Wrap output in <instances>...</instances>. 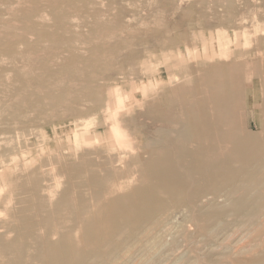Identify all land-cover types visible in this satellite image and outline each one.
<instances>
[{
    "label": "rangeland",
    "instance_id": "obj_1",
    "mask_svg": "<svg viewBox=\"0 0 264 264\" xmlns=\"http://www.w3.org/2000/svg\"><path fill=\"white\" fill-rule=\"evenodd\" d=\"M24 1L0 0V35L6 33L0 37V115L6 110L0 118V223L12 221L17 227L22 225L21 232L26 238H31L33 233L40 239L50 236L52 241L36 244L40 253H46L43 261L32 264H264V208L259 204L262 193L253 194V203L247 202L249 206L244 211H234V204L221 202L219 206L228 214L220 219L206 218L199 202L193 209L189 197H184L180 206L158 211L152 218L147 215L137 218L118 209L113 221L108 217L114 211L96 200L93 190L72 186L74 179L70 184L63 171L68 163L65 148L81 146L87 130L97 137L90 147L100 149L109 145L113 119L104 120L106 98L121 104L117 116L112 118L128 117L133 110L141 116L145 108L139 104L147 97L144 94L153 92L158 79L167 76L166 71L194 66L205 54L227 51L239 41L244 51L254 49L260 41L264 43V0ZM9 24L14 26L9 28ZM19 29L24 31L20 33ZM11 31L16 38L7 37ZM133 69H138V77L132 74ZM180 82L177 78L175 83ZM75 84L78 88L73 87ZM58 96L62 103H57ZM81 110L88 113L82 114L80 120L72 118L75 111ZM103 120L109 126L101 123ZM141 122V130L147 136L160 127L147 119L142 118ZM126 140L128 144L121 150H141L140 140L132 137ZM132 158L133 155L128 160ZM136 177L124 180V190L119 188L109 196L118 197L139 186L141 182ZM198 185L201 182L193 183L190 192L197 190ZM67 189L71 191L74 211L88 204L91 210L83 217L102 218L99 234L86 235L83 227L73 228L71 221H63L55 206ZM40 197L45 198L44 203H40ZM255 198L258 201L254 202ZM57 218L61 223L59 233L48 234L43 225L56 222ZM68 228L72 230L68 232ZM54 252L65 253V257H55ZM13 263L20 264L17 259L5 264Z\"/></svg>",
    "mask_w": 264,
    "mask_h": 264
},
{
    "label": "bare ground",
    "instance_id": "obj_2",
    "mask_svg": "<svg viewBox=\"0 0 264 264\" xmlns=\"http://www.w3.org/2000/svg\"><path fill=\"white\" fill-rule=\"evenodd\" d=\"M20 1L21 0H19V2ZM52 1L53 0H51V2ZM46 6L47 8L49 7L48 4ZM35 8L37 7L35 6ZM67 11H69V9ZM16 24L19 23L16 22ZM10 26L12 25L9 24L8 27L10 28ZM16 26L14 27L15 31H17ZM8 27L6 26L5 28L8 29ZM5 28L3 27V32ZM21 30L24 31L23 29H19L18 31L21 33ZM29 33L31 34V31H29ZM29 33L26 34L31 38ZM1 36L2 35H0V37ZM5 36L6 33L5 35L3 34L2 37ZM8 36L16 38V35H13L14 37L12 36V31L10 35L7 34V37ZM34 36L32 37L34 38ZM187 39L190 38L188 37ZM163 40L166 42L168 39ZM238 43L234 48H229L227 51L205 54L204 56H202L203 53L199 54L202 57L198 62L194 66H190L186 69L179 71L165 70L167 76H163L161 80L158 79V85L153 89L152 93L149 94L147 91L146 94H144L147 95V97L143 98V102L139 104V107L145 108L144 112L140 114L141 116H137L139 112L133 110V112L128 114V117L123 116L124 118L121 119L112 118L114 115L117 116L116 111L120 108L121 104L118 100L106 98V101H104L106 104V114L104 115L106 119L104 120L110 119V121H112L111 119H113L110 125L111 133L108 135L110 143L106 148L95 149L90 147L94 138L97 137H93V132L87 130V132L83 134V138H81L84 139L81 146L74 149L69 147L72 145L67 146L65 150L68 151V163L63 171L69 183L71 184L74 179L75 183L71 185H74L76 189L88 188L93 190L95 199L103 201L105 205L114 211V215L112 212L111 216L108 217V219H113V221L115 220V211L117 210L118 213V209H122L129 215H136L137 218H141L144 215H147L148 218H152L158 211L160 212L169 207L173 208L180 206V204L183 203L184 197H189V202L192 203L191 207H193V209L197 208V202H199L204 209L202 212H206L207 214L206 218L211 219H220L223 215H226V212L228 214L227 210L219 206L221 202L226 204L231 202L234 204V211L246 210L249 206L247 202L251 201L253 203L252 195L256 192H259V194L262 193V196L259 198L260 203H258L264 208V43L260 41L259 45H256V47L250 51L242 50L240 41ZM41 51L43 53V50ZM71 55L73 57V54ZM31 57L34 58L33 55H31ZM36 57L37 56H35V58ZM9 68H11V66ZM22 70L24 71V69ZM132 72L133 75L138 77V69H133ZM24 75L27 76L26 74ZM20 78L22 79V77ZM177 78L181 79L182 82L175 83ZM10 79L11 78H9V80ZM77 85L78 84H75L73 87L78 88ZM143 86L146 88L147 85L143 84ZM70 89L71 87L69 88V93L71 92ZM46 91L48 90L46 89ZM87 92L88 91H86V93ZM43 95L47 94L43 93ZM43 95L42 97H44ZM63 98L62 100H64ZM18 99L19 97L16 98L15 101H18ZM58 99L59 101L57 103H62L59 96ZM68 100H70V98H68ZM45 101L47 104L48 99ZM56 101L54 102L55 106H57ZM65 102L67 101L65 100ZM72 102L68 101V103ZM23 103L25 104V101ZM68 103L64 104L68 106ZM55 106L53 107L56 109L57 107ZM67 106L65 108V113L67 111ZM58 107L61 108V105ZM2 109L4 110L5 107ZM27 109H25L26 112ZM10 110H12L11 107ZM5 112L1 115L4 116ZM32 112L31 114H33ZM102 112L104 113V111H101V113ZM86 113H88L86 110H81L80 112L75 111L72 118L76 119L78 117L77 120H80L82 119L81 115ZM52 115H54V113ZM43 116L46 117L44 113ZM5 117L7 116L5 115ZM47 118L49 117L47 116ZM142 118L144 120H150L152 123H158L160 127L168 126V129L157 127L153 134L147 136L144 131L141 130L142 126H140V124L142 123ZM104 120L103 122L101 121V123L104 124ZM19 125H21V123ZM102 126L101 124L100 127ZM97 128L99 129L98 126ZM257 129H260L261 132H256ZM126 137L136 138L143 143L140 142L142 147L140 145L138 146L141 150L139 148L134 150L137 152V155H135L134 151L127 152L121 150L125 144H128L129 140L127 141ZM117 148L119 150H116ZM131 155H133V158L128 160V157ZM173 158H176L175 161H172ZM259 168H263V171H260ZM135 176H137L139 182H141L139 186L134 187L131 191L124 192V194L118 197L109 196L111 193H116L119 188L124 190L123 185L124 182H126L124 180L133 179ZM197 181L201 182V186L198 185L197 190L191 193L190 188L192 184L197 183ZM260 181H263V184H261ZM259 183L261 184L260 186L258 185ZM70 192V189L64 191L63 196L55 206L56 211H60V215L63 216L64 222L71 221L73 228H75V226L79 228L83 227L86 235L90 233L99 234V220H102V218L97 215L89 219L83 217L91 210L88 208V204L74 211L71 207L73 198H71ZM39 200L40 203H44L45 198L40 197ZM255 200L258 201V198H255L254 202ZM125 201H128V203H124V205L123 202ZM258 203L254 208H257ZM209 209H213V211L207 212L206 210ZM64 210L66 211L65 214H63ZM59 221L60 219L57 218L56 222H47L44 224L43 226L46 227V232L48 234L51 232L58 234V228L61 226ZM26 225L28 227L32 226L31 224ZM67 230L70 232L72 228H68ZM21 231L22 225L17 227L12 221H9V224L6 222L3 224L0 223V264H5L7 261L13 259L19 260L20 264H32L34 262L43 261L42 257H45L44 254L46 253H40L36 244L44 243V241H52L50 236H44L42 237L44 240H42L36 233H33L31 238H26ZM65 237L67 236L64 235V238ZM64 254L65 253L61 254L54 252L53 255L55 257H60L61 255V258H64ZM113 256L115 257V255ZM112 257L110 258L112 259Z\"/></svg>",
    "mask_w": 264,
    "mask_h": 264
}]
</instances>
